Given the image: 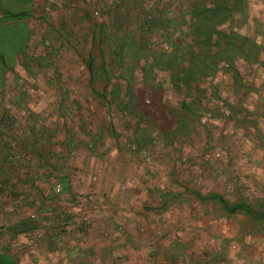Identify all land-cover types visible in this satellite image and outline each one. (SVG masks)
<instances>
[{
    "label": "crops",
    "instance_id": "crops-1",
    "mask_svg": "<svg viewBox=\"0 0 264 264\" xmlns=\"http://www.w3.org/2000/svg\"><path fill=\"white\" fill-rule=\"evenodd\" d=\"M69 92L97 95L86 88ZM255 98L233 105L250 123H242L241 137L225 134L228 124L221 137L207 134L227 159L214 163L209 175L229 185L200 197L197 166L183 172L189 182L181 188L196 192V200L173 201L168 189L170 161L202 155L188 153L195 141L170 148L176 136H188L178 132L181 116L174 131L158 133L153 123L138 120L136 102L111 105L107 116L97 117L88 104L71 120L56 107L58 116L30 119L11 136L1 125L0 144L8 140L13 147L0 152V249L15 264H264V94ZM209 128L186 132L197 138ZM240 165L248 168L241 176H254L232 184V168ZM251 186L261 189L254 203L231 200L235 188L241 197Z\"/></svg>",
    "mask_w": 264,
    "mask_h": 264
},
{
    "label": "rangeland",
    "instance_id": "rangeland-1",
    "mask_svg": "<svg viewBox=\"0 0 264 264\" xmlns=\"http://www.w3.org/2000/svg\"><path fill=\"white\" fill-rule=\"evenodd\" d=\"M149 2L154 3L153 7ZM145 3L152 8L148 11L154 18L159 16L156 29L150 16L145 23L137 21L142 10H138L139 5ZM220 5L231 16L217 28L222 35L214 34L210 42L196 36V29L202 30L203 11L221 10ZM124 16L130 22L122 21ZM174 43L183 45L180 49L185 48L188 53L219 55L215 65L212 64L215 58L204 57L191 64L195 73L202 68L212 77L192 81L189 89L175 88L171 73L161 68V64L175 56L168 52L174 49ZM145 71L149 77L156 73L153 81L145 79ZM81 88L97 90L98 96L91 92L89 95L69 92ZM254 92L264 94V0H0L3 131L11 136L30 119L49 121L52 115L58 116L53 111L56 107L63 108L61 113L65 111L68 120L78 118L82 111H87L88 104L93 105L90 110L97 117L107 116L117 103L136 102L138 120L153 123L158 133L165 128L174 131L181 116L179 121H185V125L178 127V132L188 136L186 139L176 136L175 145L170 144V148L175 150L184 147L187 141H195L196 145L188 147V153L197 150L202 155L199 159L170 161L167 183L173 201L196 200V192L181 188L189 182L183 172L193 165L197 166L195 173L200 174L195 181L202 183L200 197L221 192L224 183L229 185L228 181L209 175L214 163H226L227 159L226 150L211 145V136L207 134L221 137L220 128L228 124L225 134L241 137L242 123L245 128L250 123L241 121L243 117L239 119L246 114L233 105L239 100L243 103L244 99L256 101ZM207 123H211L210 128ZM194 125L209 130L204 135L197 132V138L194 134L190 136L187 132L193 131ZM6 142L0 144V152L13 147ZM153 165L159 169L155 162ZM232 169L236 172L232 184L238 185L244 177L250 181L254 176L239 174L248 169L245 165ZM252 187L249 191L245 188L241 197L235 188L229 193L231 200L242 198L254 203L261 189ZM0 254L6 252L0 249ZM10 258L15 261L13 256ZM7 264L15 263L7 260Z\"/></svg>",
    "mask_w": 264,
    "mask_h": 264
},
{
    "label": "trees",
    "instance_id": "trees-1",
    "mask_svg": "<svg viewBox=\"0 0 264 264\" xmlns=\"http://www.w3.org/2000/svg\"><path fill=\"white\" fill-rule=\"evenodd\" d=\"M148 5L150 7L151 6L153 7L154 3L149 2ZM136 6L138 7V4H136ZM223 6L224 5H222V6L220 5L218 7V8L222 7L221 10L216 9V8H207L206 10L203 11V15H202L203 17H202L201 21L199 20L200 25L202 24V27L200 26L202 28V30L197 31V29H196V31H195L196 36H203V40L206 39L208 42H210L211 40L214 39L213 38L214 34L222 35L218 31L217 28L221 24L226 23L231 17L228 12H225V10L223 9L224 8ZM140 9H142V10L140 11V13H141L140 16L138 15V17H137V21L143 23L148 18L147 16H150L152 18V21H153L152 27H153V29H156L155 24H156L157 18L159 16H156V18H154V15L152 13L150 14L149 13L150 11H148V10H151L152 8L151 9L147 8L146 3L144 5H139L138 10H140ZM117 19H120V17H118ZM122 21L130 22L129 19L127 18V16H124ZM145 25L146 24H144L143 26L145 27ZM213 44L214 43H212V45ZM215 44H217V43H215ZM174 45H175V46H173L174 49H172L171 51H168V52H171L175 56L171 57L172 60H170L168 63H164L166 66H163L164 64L163 65L161 64V68L163 70H168V72L171 73V79H172V81H174V84H175L174 87L175 88L184 87V88L189 89L192 81L198 82L202 79L204 80V79H207L209 77H212L213 74L207 73V71L204 72L203 71L204 69H202V68H201L202 70L199 69L198 73H195V71L191 70V64L193 62L197 61V58L200 60L201 57H204V58H210V59L215 58L212 60V62H213L212 64L215 65L217 63V62H215V60L218 58L219 55L208 57V56L201 55V53H191V52L188 53V51H185V48L180 49V47L183 46V45H180V43H174ZM207 45H211V43H207ZM259 50H261V48ZM203 51L207 52L205 49ZM253 51H254V49H253ZM255 56H257V55H255ZM214 62H215V64H214ZM197 64H198V62H197ZM213 70H215V69L213 68ZM147 73H148V71L144 72L145 79H151L153 81L156 73L155 72L152 73L151 77H149ZM7 260L9 261V263H13L11 258L0 254V264H7Z\"/></svg>",
    "mask_w": 264,
    "mask_h": 264
},
{
    "label": "built area",
    "instance_id": "built-area-1",
    "mask_svg": "<svg viewBox=\"0 0 264 264\" xmlns=\"http://www.w3.org/2000/svg\"><path fill=\"white\" fill-rule=\"evenodd\" d=\"M55 191H56L57 193H61V191H62V186H61L60 183H56V185H55ZM31 217H32V218H35L36 215H35V214H32ZM37 237H39V235H37Z\"/></svg>",
    "mask_w": 264,
    "mask_h": 264
}]
</instances>
